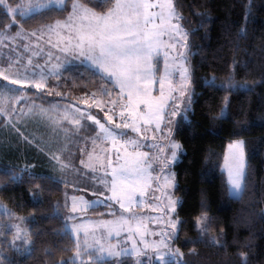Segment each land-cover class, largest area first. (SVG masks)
Returning a JSON list of instances; mask_svg holds the SVG:
<instances>
[{
    "label": "trees",
    "instance_id": "1",
    "mask_svg": "<svg viewBox=\"0 0 264 264\" xmlns=\"http://www.w3.org/2000/svg\"><path fill=\"white\" fill-rule=\"evenodd\" d=\"M71 1L66 10L52 5L53 11L39 10L24 18L17 14L16 20L32 29L64 19ZM78 1L98 12L108 6V0ZM175 1L188 34L193 88L189 119L181 112L174 127V137L184 148L174 164L180 198L174 239L181 250L179 264H264V0ZM9 24L11 14L0 4V32ZM67 69L52 84L56 98L75 102L101 93V88L118 91L93 75L95 69L88 64ZM239 139L244 141L246 175L243 191L235 196L228 191L223 162L227 144ZM22 170L0 163V200L26 218L31 250L14 248L9 242L12 231L5 230L0 264H78L71 258L77 241L59 208L65 184L49 173ZM13 172L19 175L13 178ZM30 172L43 179L33 180ZM105 208H91L89 214L108 215ZM201 213L209 216L210 232H223L221 242L201 235L196 226ZM101 264L113 263L106 259Z\"/></svg>",
    "mask_w": 264,
    "mask_h": 264
},
{
    "label": "snow or ice",
    "instance_id": "2",
    "mask_svg": "<svg viewBox=\"0 0 264 264\" xmlns=\"http://www.w3.org/2000/svg\"><path fill=\"white\" fill-rule=\"evenodd\" d=\"M62 0H20V3L13 6L5 4V0H0V4H4L7 12L11 14L12 24L18 25L21 30L23 26L16 15L22 18L27 17L34 9L53 11L50 7L53 3H61ZM68 5H63L61 11L66 10ZM150 9H156L150 11ZM181 19L180 13L173 5L172 0H108L107 10L105 12H96L93 8H89L85 3H79L73 0L71 11L68 12L64 21L56 20L53 24L43 26L48 31L55 28L67 29V35L63 37L66 41L61 49L67 54L66 59L75 57L76 59L87 60L95 69L93 75H98L118 89L117 99H109L108 104L113 107L110 110H103V117L111 122H101L103 117L98 118L91 111L87 112L86 119L94 123L99 129L93 143L96 140L103 139L110 141L115 147L120 143L123 149V155L117 152L118 162L111 169L110 184L108 180L104 181V186L111 192L110 200L114 199L121 209L128 205V211L131 213V205L137 193L144 194L154 180H159V176H154L157 170L152 168L149 163V152L140 150L142 147H148L142 144L138 139L129 136L127 130L133 133H140L141 123L144 125H154L156 130H161V123H164L166 138L168 140V154L164 156L160 163V171L164 173V187H175V173L171 171V162L178 159V151L182 145L179 141L172 138V118L177 112L186 114L189 111L191 92V72L187 66V55L179 51L180 60L170 64L168 60V52L164 54L163 70L158 66L160 60L161 49L176 48V43L171 41L175 37H179V43L186 46L187 32L181 30L179 23ZM157 20L159 22H157ZM175 21V23L173 22ZM10 28L11 24L6 25ZM36 33L33 32L34 36ZM164 37H168L165 40ZM31 63V61H29ZM53 73L57 79L60 78L62 71H68L62 68L61 64L52 65ZM0 76L4 81L11 84H4L0 89V117L6 116L11 111V105L7 104L9 92H24V88H16V85H31L34 89L43 90L46 87L47 78L45 70L41 69L39 73L35 70L29 72L27 68L20 71L19 68L15 73L6 74L0 70ZM179 77L176 81L175 78ZM158 84V87H154ZM231 87V85H229ZM154 90L157 95H154ZM101 94L111 97V92L107 88H101ZM95 96V94H93ZM12 99H16L12 97ZM227 98H225L226 100ZM185 101V107H179V101ZM87 103L85 99L83 101ZM97 108L101 107V102L97 101ZM119 106L120 123L113 119L117 115L115 107ZM75 107V106H73ZM49 109L41 108V114H45ZM223 113V109L221 110ZM17 115L22 114L17 112ZM84 117V110L80 109L78 113H72L71 117L65 116V119L71 118L73 124L79 125L80 119ZM114 125L115 127H113ZM19 135V133H18ZM127 137V138H125ZM27 140V138H25ZM131 147V151H129ZM230 153L225 156V167L228 172V191L230 194L239 196L243 191L245 180V161H244V141L236 140L229 145ZM164 149L158 148V152ZM53 160H58L56 155H52ZM99 162V157H95ZM93 156L89 155V163L86 167H92ZM112 161L108 160L111 165ZM80 164H85L83 159ZM28 166H26L27 168ZM24 171V170H22ZM19 173L13 172V178ZM33 180L43 179L40 174L29 173ZM103 195V192L100 193ZM75 200V198H73ZM82 199V198H81ZM177 201L168 198L167 207L174 210ZM75 212V205L73 206ZM131 221L128 218L120 217L113 221L105 222L111 225L109 235L113 230L118 229ZM136 231L140 232L144 227L143 220L136 218ZM199 222V218H198ZM77 225H70L75 230ZM171 227L175 229L176 220L171 222ZM131 231V229H129ZM141 235L143 233L141 232ZM171 235L168 237L171 240ZM91 248L96 255V264H101L102 257L105 253L115 257L117 252L115 246L110 242L101 243L100 240L94 238ZM77 256H81L80 243L77 240ZM145 247H155L158 250L162 247H169L163 240L152 245L145 244ZM179 250H177V253ZM87 255L85 251L83 253ZM161 264H167L163 255L158 257ZM92 260L91 255L88 256Z\"/></svg>",
    "mask_w": 264,
    "mask_h": 264
},
{
    "label": "rangeland",
    "instance_id": "3",
    "mask_svg": "<svg viewBox=\"0 0 264 264\" xmlns=\"http://www.w3.org/2000/svg\"><path fill=\"white\" fill-rule=\"evenodd\" d=\"M72 2L73 0L71 1V4ZM172 2L173 5L176 7V1L172 0ZM18 3H20V0L18 2L16 0H13L12 5L15 6ZM66 3L67 0H62L61 3H53L52 5L63 7V5H66ZM5 4H8L7 0H5ZM155 10L156 9H150V11H155ZM37 11L39 10L34 9L31 13H29V15ZM177 11L179 12L178 9ZM53 22L48 24L54 25ZM157 22L159 21L157 20ZM173 22L175 23V21ZM179 23L181 25L182 33L185 32L186 29L183 27L181 23V19ZM13 25L15 24H11L10 28L6 27L4 30L0 32V70H3L6 74L15 73L18 68L20 71H23L26 68L25 62H29V61L35 62V58L37 56L38 57L36 58V60H38V62L40 63L45 62L46 60L48 61L52 57H54L55 59L60 58L58 55L60 54V52L56 53V50L57 48L62 49L64 47L66 41L63 39V37L67 35V29L55 28L54 26L53 31H48L46 28L43 27L47 24H44L32 29L23 28V30H21V28L18 25H16L17 28L13 29L12 28ZM33 32L36 33L34 36L32 35ZM164 39L168 40V37H164ZM187 39H188V34H187ZM178 41H179V37H175L171 41L172 43H176V48L167 49V50L161 49L160 60L158 63V66L160 67L161 70H163L165 51L168 52V60L170 64L176 63L177 61L180 60L179 51H182L187 55L186 63L191 72L188 41H186V46L180 44ZM29 54H31L32 56L30 57ZM78 60L83 61V63L88 64L89 66L92 67V65L87 60L84 59H78ZM51 64L52 62L50 61L49 68H46L44 65L39 66L37 64L36 67L31 69V71L35 70L37 74L41 69L45 70V75L47 78L46 87L43 90L36 89L38 90L37 92L39 94H43V93L53 94V92H55V87L53 85L57 81V78L54 74L49 75V73H53L54 71L57 70H53ZM50 76L52 77L51 81L50 79H48V77ZM175 80L178 81L179 77L177 76ZM4 84H11V78L9 79V81H4L3 76H0V89L3 88ZM14 87L24 88L26 89V91L9 92V99L7 101V104L11 105V111H9L6 116L0 117L3 122L1 123L0 128L4 124L6 125L4 132L3 130L1 131L4 147L11 145V143H9V138H11L12 136L11 134L7 133L8 129L11 130V128H14L18 120L22 118L30 117L31 114L30 107L34 101L32 98L33 93L31 92V90L34 88L31 85H16ZM154 87H158V84H156ZM190 87H191V92L186 93V96L190 95L191 97L190 104L188 105L189 109L192 108V96H193L192 84L190 85ZM109 91L111 92V97L102 95L101 93L99 94L91 93L89 95L81 96L79 100L75 101V103L80 104L81 106L85 105L88 108V110H86V112L84 113L85 118H80L79 115L77 116V118L80 119V125L74 129V133H78L79 127L81 126L80 131H84V134L83 135L82 133L80 134L78 141L81 143L84 138V140L87 142L86 145L92 144L89 147L91 149L94 147L95 149L94 154H96L99 157V161L101 164L96 174L101 176L103 182L105 180H108L110 184L111 169L112 167H115L118 162L117 152H119L120 155H123V149L121 148L120 143H117L114 147L110 141H105L102 138L96 140V142L93 143V139L96 137L99 129L94 125L92 121L86 119V115L88 111H91L93 115H97L98 118H101L103 117L102 109L110 110L113 107L112 105L108 104V101L109 99L112 100L117 99V95L116 92H113L111 90ZM93 94H95V96H93ZM153 94L157 95L158 93H156L154 90ZM12 97H15L16 99H12ZM63 97L64 96H61V98ZM85 99L87 100V103L83 102ZM58 101L63 103L66 102V100L63 101L58 100ZM97 101L101 102L100 108H97L95 106ZM179 107L181 109L185 107L184 100L179 101ZM64 108L65 106H63L62 109L64 110ZM93 109H95L100 115L97 114L96 111H93ZM120 110L121 109L119 108V106L115 107V111L117 115L113 116V119L116 120L117 123L120 122V118H119ZM225 110L226 109L224 108L223 114L225 113ZM21 111L22 114L20 115L16 114L17 112H21ZM180 113L181 112L178 111L176 116L172 118V132L170 133V135L176 141L179 140H177L174 137V127H175V122L178 118V115H180ZM64 116H65L64 112H59V116H58L59 119ZM183 116L185 117V119L187 120L189 119L188 112L186 114H183ZM101 122H106L107 124L111 125V122L107 121L106 117H103ZM72 125H76V124L72 123ZM112 126L115 127L114 125ZM139 126L141 127L140 133H133L130 129H128L127 132L130 137L138 139L142 144L148 142L149 145L147 147L148 149L146 147H142L140 150L149 152V156H150L149 163L155 169L156 156L161 163L163 161L164 156L168 154V147H167L168 140L166 138L165 132L162 131L164 129V123L163 122L161 123V130H156L154 125H144L143 123H141ZM15 127L16 129L19 128L18 125H16ZM81 135L83 137H81ZM27 136H29V133H27ZM239 140L243 141V139H239ZM231 143L232 142L227 144L225 150V156L229 154L231 151L229 148V145ZM25 145L29 146L28 144ZM158 148H162L164 149V151L159 152V154H157ZM131 150H132L131 147H129V151ZM182 152H184L183 146L178 151V159L175 162H171V171L175 173V182L177 178H176V171L174 169V164L178 160H180L182 156ZM11 160L12 159H8L7 161H5L6 163H4V165L8 164L10 165V167L15 166L23 170L35 172L33 171L35 169H33L30 165H19L16 163L12 164L10 162ZM108 160L112 161L111 165L108 164ZM244 161H245V152H244ZM26 166L28 167L26 168ZM158 169H159V173L156 176H159L160 179L158 181L157 180L153 181L150 187L145 190L143 195H141L140 193L136 194V197L134 198L133 203L131 205V213H129L128 211L127 204L125 205L124 209H121L119 204L116 203L114 199L112 200L109 199V197L111 196V192L105 186L103 189L100 190L92 189L93 188L92 186L88 187L91 191L95 190V192L99 193L98 195L99 197L97 198L98 201H96V204H102V206L106 207L105 211L109 213L106 216H108L109 219H111L110 221L116 220L117 218L120 217L128 218L131 221L129 224H126L123 227L119 228L118 229L119 235H116L115 239L111 241V243L115 246V251L117 252V255L113 257L105 253L102 257V260L109 258V260L113 264H122V263L161 264L160 259L158 257L163 255V258L164 260H166L167 263L169 262H174L175 264L180 263L181 250L178 247V245L174 243V239L177 236L179 230V224H180V218L177 214V206L180 202V198L175 194V187H171V188L164 187V180L162 178L164 173L160 171V166ZM223 169L226 171L228 175L227 168L225 167V159L223 162ZM101 192H103V195H100ZM169 197L177 201L174 210L169 209L167 207ZM66 198L68 199V197ZM88 198L89 196L84 195L83 197L81 196L77 200L81 208H86L87 206H89V204H91L87 201L89 200ZM106 200L108 201L106 202ZM71 202L74 203L75 200L72 199ZM93 202L95 201H92V203ZM137 217H140L143 220L144 227L141 229L140 232H137L135 230L136 229L135 221ZM198 218H199V222H198ZM208 219L209 216L207 213H201L196 219L197 228L199 229L201 235L203 237H208L211 242L213 243L221 242V239L223 238V232L221 231L218 234L210 232L208 226ZM173 220H176L175 229L171 227V222ZM74 225L78 226L80 224L75 223ZM110 227L111 225H107V224L102 225L99 222V228H102L106 233H103L102 236H96V232L94 229L95 225H93L92 223H88V224L83 223V228L77 227L76 229H80L79 232L87 236H84L83 239L79 238L77 240L80 241V245L82 244L86 245L87 242H91L92 244L94 238L100 240L101 243H106L100 238H102L103 236L104 238H108ZM76 229L74 230L75 232ZM129 229H131V231ZM5 230L12 231L9 242L14 248L22 250L23 253H28L31 250L29 226L27 225L26 218L18 216L15 212L12 211V209L5 202L0 200V237L4 238L6 236V233H4ZM116 231L117 230H113L111 232V236L116 234ZM141 232L143 233V235H141ZM170 235L172 237L171 240L168 239ZM86 239H88L89 241H85ZM161 240H163L166 244L169 245L167 249L161 247L158 250L155 247H145L146 243L148 245H152L153 243H158ZM177 250H179L178 253ZM2 252H4V250L0 249V254ZM76 253H77V249L75 250L71 258L73 260H76L78 264H94L93 261L96 260L97 254L91 255L93 259L89 260L88 256L84 257V255L82 254L81 256H77Z\"/></svg>",
    "mask_w": 264,
    "mask_h": 264
},
{
    "label": "crops",
    "instance_id": "4",
    "mask_svg": "<svg viewBox=\"0 0 264 264\" xmlns=\"http://www.w3.org/2000/svg\"><path fill=\"white\" fill-rule=\"evenodd\" d=\"M18 1L19 0H17V2ZM60 20L62 21L65 19ZM12 28L15 29L17 26L15 25ZM58 52H60V54H58L60 58L55 59L52 57L50 60L40 63L38 60H36L38 57L37 56L35 58V62H25V67L29 70V72H31V69L36 67L37 64L39 66L44 65L46 68H49L50 61L52 62L51 66L59 63L61 64L62 68H67L68 66L76 63H83V61H80L75 57L66 59L67 54L63 53L59 48L56 50V53ZM29 56L31 57L32 55L29 54ZM48 79L51 81L52 77L50 76ZM37 91L38 90H36V92H32V98L34 101L30 107V117L18 120L15 126L18 125L19 128L16 129L14 126V128H11V130L8 129L7 133L11 134L12 137L9 138V143H11V145L7 147H4L3 137L1 136V131L3 130L4 132L6 125L4 124L1 126L0 163L4 165V163H6L5 161L12 159L10 161L12 164L16 163L19 165H30L33 169H35L33 170L35 172L49 173L55 178L61 180L65 184V190L59 208L62 211L64 219L66 220L67 228L71 231L76 241L79 238L83 239V237L87 235H83L81 232H79L80 229H76V232L71 229L70 225H74L75 223L80 224L78 225L79 228H83V223H92L95 225L94 229L96 236H102L103 233L106 232L102 228H99V222L102 225H106L105 222H108L111 219H109V217L106 215L94 216L89 214V210L91 208L102 206V204H96L99 193L95 192V190H92V192L88 188L91 186L93 187L92 189L97 190L104 188V182L101 176L96 174L101 164L100 161L97 162L95 159L97 155L94 154V147L92 149L89 147L92 144L86 145L87 142L84 140V138L81 143L78 141L80 134L82 133L83 135L84 131H80L81 126L79 127L78 133H74V129L80 124L72 125L71 118H64L66 115L71 117L72 113H78L80 109H83L85 113L88 108L85 105L81 106L80 104H77L73 101L71 102L66 100L64 103L59 102L58 100L61 99L52 96L51 93L39 94ZM63 106H65L64 110L62 109ZM41 108L49 109V111L45 114H41ZM59 112H64L65 116L59 119ZM27 133H29V136H27ZM82 135L81 137H83ZM25 138H27V140H25ZM25 144H28L29 146H26ZM145 144L148 145V142H145ZM53 154L59 159L53 160L51 158ZM157 154H159V152ZM89 155L93 156V160L91 162L92 167H86V165L89 163ZM81 159L85 161V164H80ZM159 163L160 160L156 156L155 169L157 171L154 173V176L158 175L159 173ZM5 166L10 167L8 164H5ZM84 195L89 196V200L87 201L91 204H89V206L86 208H81L77 200ZM66 197H68V199ZM73 198H75L74 203L71 202ZM92 201L95 202L92 203ZM107 201L108 200H106V202ZM74 205L75 212H73ZM116 235L117 234L111 236L110 234L108 238H104L103 236L100 239H102L104 242H111L115 239ZM95 239L97 240V238ZM85 241L89 240L86 239ZM89 244H91V242H87V245ZM80 250L82 255H84L83 253L85 251L87 252V255H84V257L97 254L85 244L80 245ZM106 259L109 260V258Z\"/></svg>",
    "mask_w": 264,
    "mask_h": 264
},
{
    "label": "built area",
    "instance_id": "5",
    "mask_svg": "<svg viewBox=\"0 0 264 264\" xmlns=\"http://www.w3.org/2000/svg\"><path fill=\"white\" fill-rule=\"evenodd\" d=\"M120 123V122H119Z\"/></svg>",
    "mask_w": 264,
    "mask_h": 264
}]
</instances>
